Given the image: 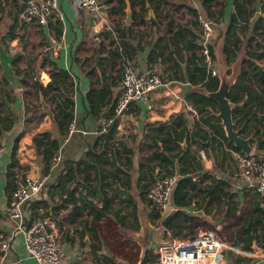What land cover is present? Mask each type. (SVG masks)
I'll use <instances>...</instances> for the list:
<instances>
[{"label": "crops", "instance_id": "0c3cea01", "mask_svg": "<svg viewBox=\"0 0 264 264\" xmlns=\"http://www.w3.org/2000/svg\"><path fill=\"white\" fill-rule=\"evenodd\" d=\"M97 1L99 7L103 8V12L99 11V20L93 19L87 10L78 9L76 0H57L58 8L63 16L62 23L50 19L45 26L39 25L35 20L26 22L21 11L0 0V33L5 32L12 23H17L15 32L18 37L12 40L6 38L5 41L8 50L11 52H15L19 48L23 49V53L15 59L14 65L20 69V75L23 76L24 73L23 78L28 81V85L22 84L19 89L11 90L9 85L3 84L4 81L6 83L7 81L2 77L0 67V81H3L0 89L3 92L6 90L8 93V96L2 100L3 105H5L2 114L6 111L14 119L13 126L0 134V238L8 242L7 249L1 252L0 264H39L26 251L22 234L14 229L13 221L6 214L9 200L7 173L9 169H13L11 168L13 157L18 165L16 168L17 175L30 174L45 179L41 191L32 200L24 204L23 218L24 222H30L37 218L36 215H43V218L38 220L45 221V226L49 231L57 232L62 247V258L59 264H92L91 258L86 254L92 235H88L83 230L79 219L86 220L87 226H91V224L97 226L102 236L106 233L104 226L111 225L110 229L113 230L114 237L113 239L104 238L101 250L107 254L114 251L122 257H127L125 252L128 243L126 238L128 237L126 234L129 230L127 224L122 227L117 223V220L122 214H126L127 210L131 209V206L125 205L128 200L137 204L138 212L143 208L149 211L147 206L140 201L139 192L142 191V183L151 182L159 176L160 172L157 173V166H154L157 159L152 157L153 152L163 150L170 155L175 161L174 167L178 178L180 176L176 162L180 156V154L176 156L177 149L172 151L162 149L163 143L160 139L163 133H160L159 137L155 135L171 120L174 114L181 110L185 112L187 122L192 128V122L198 118V115L187 97L192 90L198 89L200 86L193 84L187 74V69L191 67L188 60L190 52L183 49V44H180V48L177 47L178 43L173 41L176 40V34L174 38L171 37L178 28H182L187 39H190V33H194L196 35L195 40L199 44L200 33L196 29L198 22L190 12V9H197L212 22V46L220 39L223 44L224 31L228 29L232 13L235 11L234 0H211V5L207 7L210 12H217L222 5L224 7V9L222 8V15L214 13L212 16H207L206 8L202 5L203 0H152L150 3L146 1V10L143 12L144 22L140 21L138 25L132 26V31L128 33L126 38L127 46L125 49L128 52V62L137 70H142L149 67L148 55L156 49V39L161 37L162 42L160 44L162 46L166 44L165 48H160L164 59H162L163 55L156 58L157 62L152 68L157 69L163 84L151 92L149 97L150 109H147L143 103H132L121 127L115 134L121 140L118 149L120 150V158L118 161H114L112 157H109L107 163L103 165V168L116 172L118 176L115 182L110 176L107 178L114 189V191L110 189L107 191L114 198V208H111L110 213L100 219H94L87 208L81 209L73 217L72 202H63V200L70 192L74 191L75 186L74 196H77L79 193L84 194L87 190L95 188L97 183V180L94 179L95 170L93 168L87 170L91 178L88 180L91 186L89 188L80 182L83 173L76 172V160L81 158L85 151L91 149L100 152L102 148L101 134L96 130L99 99L94 93L90 96L89 101L87 94L92 88L95 91L108 92V95L112 94L113 97H117L121 87L123 57L113 26L117 23L123 28L132 22L126 20L125 7L123 14L108 15L111 4L119 5L117 0ZM129 1L131 4V0ZM244 6L249 14L248 26L244 28L251 27V53L254 54L251 55V60L257 65H263L264 56L257 58L256 54L264 53V0H246ZM182 8L185 9L184 18L177 20L173 14ZM134 10H139L137 4H134ZM150 15L152 20L149 19ZM191 17L195 21L191 20ZM56 23L63 26L64 45L58 52L50 49L46 51L45 47L48 45L49 39L55 34L54 25ZM168 23L171 25L170 29H166ZM241 26L242 24L239 28ZM54 65L69 73V82L72 78L74 83L71 86L74 94L73 116L76 119L78 129L85 130V133L76 132L68 139L61 136V128L55 119L53 102L46 101L42 96L43 101L48 106L44 108L40 102V95L38 99L35 97L36 101H29L26 98L27 94L30 96L33 94L31 85L33 81L40 82L44 86L48 83L50 80L49 71L56 70ZM106 99L104 98L103 101ZM260 118H263V114L260 115ZM44 130L50 132L58 140L60 137L63 138L61 142L63 155L58 163L55 164L54 162L47 174L43 173L41 157L35 152L32 144L33 136ZM197 138L200 148L196 149V144L189 142L188 151L192 153L195 149L198 156L201 154L199 157L202 161V172L226 182L230 189L236 193L235 200L239 202V206L233 211L232 218L235 220L240 215L243 217L242 222L236 227L244 224L246 217L251 215V225L250 222H247L246 226L248 229L251 228L252 235L259 234L260 224L256 225L255 231H253L252 222L255 223L256 216L260 213L261 216L258 217V221L264 224V193L256 195L259 202L256 204L252 189L251 193L243 191L248 190V183L246 178L238 173L234 150L225 148L222 154L214 150L209 151L207 155L205 148L208 146L205 147L199 142V140L205 142L206 138ZM170 142L173 146L172 139ZM252 147L253 152L255 150L254 145ZM109 154L108 151L107 156ZM87 159L88 156L84 157L82 162L85 163ZM70 167L73 170V177L71 179L65 178L63 174ZM63 168L66 171L59 174ZM191 174L194 179H199V171L192 169ZM58 175L63 184H56ZM203 184H211V182L209 179H205ZM207 193H211L209 187ZM89 198L96 206L102 205L98 194H92ZM170 202L171 210H173L172 194ZM220 205L222 208H227L226 205L223 206V203ZM115 208H119L117 214ZM218 209V206L212 201L201 203L199 208L189 206L182 210L189 214L193 222L196 220L218 222L219 225L216 230L219 231L221 229L220 224H228V222L224 219L225 211L220 212ZM195 223L197 225L193 231L199 226V222ZM192 233L187 232L185 237ZM217 235L219 236L218 233ZM220 238L227 243V246L222 249L218 264H264L261 237L259 240L253 237L258 250H254L252 244L251 250H247L242 247V242L234 243L233 239L228 242L223 237ZM114 243L117 245L116 247ZM135 256V258L130 256L128 259L135 262L137 252H135Z\"/></svg>", "mask_w": 264, "mask_h": 264}, {"label": "trees", "instance_id": "16d2710c", "mask_svg": "<svg viewBox=\"0 0 264 264\" xmlns=\"http://www.w3.org/2000/svg\"><path fill=\"white\" fill-rule=\"evenodd\" d=\"M146 1L149 3L152 0H131V7L133 10L132 22L130 25H126L121 28L117 23L114 24L113 28L115 30L116 39L119 41V49H121L122 64L128 62V52L125 47L127 46L126 38L128 37V33L132 31V26L138 25L140 21L144 22V11ZM6 4H9L12 8H15L21 13L25 10V5L27 0H3ZM108 2V0H106ZM119 5L111 4L110 9L108 10V15H116L123 14V8L125 7L124 0H117ZM1 3V2H0ZM244 3L246 0H234V9L235 11L232 13L229 27L223 35L224 44L223 50L229 57V61H233L237 59V51L238 44L242 42V37L239 36V31L242 27L248 26L249 23V14L247 8H245ZM134 4L139 6V10H134ZM202 5L206 8L207 16H212V14L222 15L223 5L217 12H210L207 7L211 5V0H203ZM190 12L194 17L197 16V9H190ZM55 21L60 22L58 19ZM57 22V23H58ZM54 25L56 38H59L62 32V24ZM62 23V22H61ZM239 23V24H237ZM242 24L241 28L239 26ZM17 27V23H12L10 27L3 32L4 40L3 44L8 50V45L5 39H15L18 37V34L15 32ZM171 25L166 24V29H170ZM175 34L176 41L180 48V44H183V49L190 52V56L188 58L191 67L187 69V74L189 79L193 84L200 86V88L192 90L187 99L189 103L193 106L198 118L192 122V128H190V123L187 122L185 112L183 110L174 114L171 120L166 123L160 130L159 133L156 134V137H159L160 133H163L161 136V143H163L162 149L164 150H178L176 156L180 154L177 158V165L179 168V178L176 181L174 189L172 191V201H173V210L168 212L167 216H169V222L167 226L166 235L167 238H184L187 232L192 233L194 227L197 225L193 222V219L189 216V214L183 211V208L193 206V207H201V203H210L213 201L215 205L218 206V210L220 212L225 211L224 219L227 222H230L232 218L233 211H235L239 202L235 200L236 193L232 191L229 187V184L223 182L221 180H217L215 177L208 175L205 172H202V161L201 158L197 155V150L194 149L192 153L188 151L189 142L195 143L198 148H200V144L198 143V138H207L211 136L210 145L205 148V151H218L222 154V151L225 148L234 150L237 154H242V152L236 148L232 141H230L224 132L223 126L221 124L220 119L216 116L218 111L217 103L211 98L204 95L200 92L201 88H205L208 91H214L217 89L219 85V78L217 75H212L211 72H207L204 64L202 62V58L197 53L200 45L197 40H195V34L190 33V39L186 38V35L182 32V28H178L171 38H174ZM20 37V36H19ZM21 40V37H20ZM173 41H171L173 43ZM156 49L153 50V53L148 55V65L150 68L157 62L156 58L162 57L163 53L160 51V48H165L166 44L163 46L160 44L162 42V38L158 37L156 39ZM210 51L215 58L214 48L210 45ZM245 58L243 57L242 66L240 67L241 71L238 77L236 78L234 84L230 88L228 92V99L234 104L232 109V119L235 124V129L239 131V133L243 137H250L251 144L254 145V154L256 156L264 157V64L257 65L251 60L252 54L249 50L245 51ZM248 55V56H247ZM239 56V55H238ZM264 56V53H257L256 57L260 58ZM164 59V55L162 57ZM14 65V63H13ZM55 66V65H54ZM15 67V65H14ZM56 67V66H55ZM30 68V66H29ZM18 74H20V69L16 68ZM32 71V69L30 68ZM50 80L44 86L40 82L33 81L31 83L33 88V95L38 99L41 94L46 101H51L54 103L53 110L55 111V119L58 126L61 128V136L66 138V130L68 124L75 119L74 114V100H73V90H71V86H73L72 78L69 82V73L66 70L59 69L56 67V70L49 71ZM24 76V73H23ZM122 77V72H121ZM3 81H0V85ZM23 85H28V81L26 79H22ZM1 88V87H0ZM28 93H30L28 91ZM96 94V97L99 99L98 110L96 113L98 119L97 132L100 133L101 139V151L96 152L95 150H87L85 151L81 158L76 160L77 168L76 172L80 171L83 173V177L80 182L84 184L85 187H91L88 183L90 178V174H88L87 170L89 168H93L95 170L94 179L97 180L95 188L91 190H87L84 194L79 193L77 196H74V192L76 191V186L74 187V191L70 192L66 198H64L63 202H72V212L73 217L76 216L81 209L87 208L93 215L94 219H100L102 216L110 213V209L114 208V198L108 194V189L114 191L112 188V184L107 180L110 176L111 179L115 182L118 178L117 173L113 171H109L103 168V165L107 163L108 158L112 157L114 161H118L120 158L119 154V145H121V140L115 136L117 134V122L114 121L107 128L105 132H99L100 123L103 119L112 118L114 115V102L115 97L112 94L108 95V92H99L94 89H90L87 97L90 101V96ZM8 96L7 91L4 92L0 89V134L3 131L9 130L14 123V119L10 113L5 111L4 114L2 112L5 110L2 100L4 97ZM47 97V98H46ZM104 98H107L106 101H103ZM130 104L129 108L131 107ZM129 109L127 110V112ZM104 113V114H103ZM263 114V118H260V115ZM76 121V119H75ZM77 126V125H76ZM173 140L174 145L172 146L170 140ZM186 142L187 148L184 149L181 147L182 141ZM32 144L34 146L35 152L41 157V161L43 163V173L47 174L50 172L51 167L54 165V157L56 154L60 153L63 155L62 143L58 140V138L53 137V135L48 131H40L35 134L32 138ZM196 148V149H198ZM109 151V155L107 156V152ZM88 156L87 161L85 163L82 162L84 157ZM154 159H157V162L154 166H157V173L159 176L156 178L162 177L164 174L170 175L175 172V161L173 158L163 152V150L155 151L152 154ZM71 164V162H70ZM82 164V166H79ZM119 165V164H118ZM17 162L12 158L11 168L9 169L7 176V192L9 194L8 203L11 200L12 194L15 189V178L17 176ZM192 169L199 171V179H194V176L191 174ZM66 169L64 168L60 171L59 174H62ZM72 167L64 172V177L71 179L72 175ZM177 174V173H176ZM21 175V174H19ZM24 175V174H22ZM155 179V180H156ZM205 179H209L211 184H203ZM151 182H144L141 184L142 191L139 192L140 201L147 206L149 209V216L152 223H155V219L158 217L159 212L155 210L153 206L148 202V200L144 196V190L146 186ZM63 184L60 181V177L58 175L56 184ZM211 189V193H207V188ZM251 193V189L248 190ZM253 196L256 198V204H258V197L256 196L258 193L252 189ZM92 194H98L99 198L102 202V205L96 206L92 200L89 198ZM260 200V199H259ZM124 201V200H123ZM130 201V202H128ZM127 201V206H131V209L127 210L126 214H122L120 218H118L117 223L122 225L127 224V229L135 232L139 229L138 223V209L137 204L131 200ZM125 202V201H124ZM227 202V204H226ZM126 203V202H125ZM220 203H223V206H227V208H222ZM63 205V204H61ZM221 207V208H220ZM115 213L119 212V208H115ZM261 214H257L255 223L252 222L253 231H255L256 225L260 224V232L259 234L252 235L251 228L248 229L246 224L250 222L251 225V215L246 217V222L241 224L233 229L232 239L234 243L242 242V247L251 250L252 239L263 241V251H264V224L258 221V217ZM33 220L43 218V215H36ZM70 218V216H69ZM72 219V214H71ZM83 226V230L87 232L88 235L91 236V240L89 242V248L86 252L88 257L91 258L92 264H116L114 261V257H121L124 259H128L127 256L122 257L115 253L114 251L110 254L104 253L102 249L103 239L112 238L113 239V230L110 229L111 225H105L106 233L102 236L100 230L94 224L91 226H87L83 219L78 220ZM127 237V236H126ZM254 237V238H253ZM129 241V238H126ZM127 241V240H126ZM116 247L117 245L114 244ZM114 248V247H113ZM1 256V252H0ZM128 261L133 264L134 262L130 259Z\"/></svg>", "mask_w": 264, "mask_h": 264}, {"label": "built area", "instance_id": "2783aa9c", "mask_svg": "<svg viewBox=\"0 0 264 264\" xmlns=\"http://www.w3.org/2000/svg\"><path fill=\"white\" fill-rule=\"evenodd\" d=\"M76 5L78 9L87 10L93 19L99 20L100 12L97 0H76ZM22 17L26 22L35 20L39 25L45 26L50 19H58L61 22L63 19L57 0H27ZM196 21L200 26L199 56L202 58L206 71L217 75L214 58L210 51L213 37L212 22L199 12ZM63 45L64 33L62 30L59 38L51 36L45 50L50 49L58 52ZM120 83L121 87L114 102V115L112 118L101 121L99 132H105L114 121L117 122V129H119L131 103H143L147 109H150V94L159 88L163 81L157 69L146 67L137 70L131 63L126 62L122 67ZM76 132L85 133V130L78 129L76 121L73 119L67 126L66 138H70ZM235 155L239 173L246 178L247 187L263 194L264 157L256 156L252 151L249 154L236 153ZM60 159L61 154H56L55 164ZM177 179L178 174L176 173L164 174L146 186L144 196L159 212L153 224H160L171 211V193ZM44 183V178L30 174L17 175L15 189L7 204L6 214L13 221L14 229L22 234L26 251L37 263L59 264L62 258V247L57 232L49 231L43 220L24 222L23 218L24 204L41 191ZM224 246H227V243L217 234L197 227L194 234L184 238H171L170 244L159 246L156 249L155 261L158 264H218ZM7 247L8 242L0 238V252L5 251Z\"/></svg>", "mask_w": 264, "mask_h": 264}, {"label": "water", "instance_id": "95a60500", "mask_svg": "<svg viewBox=\"0 0 264 264\" xmlns=\"http://www.w3.org/2000/svg\"><path fill=\"white\" fill-rule=\"evenodd\" d=\"M125 1V14L126 20L132 21V7L129 0ZM37 3V2H36ZM99 11L103 12V8L99 7ZM152 20V16H149ZM4 35L0 33V67L2 70V77L7 81L11 90H17L22 86L23 76L18 74L13 63L17 57L23 53V49L19 48L15 52L7 50L3 44ZM217 76L219 78V85L216 90L208 91L205 88H201L202 92L207 97L211 98L217 103L218 111L216 116L220 119L223 126L226 137L233 142L234 146L238 148L243 154H249L253 147L250 144V137H243L237 129L232 119V109L234 104L228 99V92L234 84L236 78L240 74V65L234 64L233 72L227 73L228 62L224 53H220L217 56ZM237 67V69H236ZM40 102L44 108H47V104L43 101L40 94ZM211 136L207 138L205 142H199L207 147L210 144ZM63 138H59L62 142ZM184 149H186L185 141L181 142ZM201 156V154H199ZM169 222V216H165L160 224L156 225L151 222L149 211L146 208L140 209L138 212L139 229L128 235L130 240L137 243L139 247V253L136 261L133 264H158L155 261L156 249L159 246L168 245L171 243V239L167 238V226ZM252 248L258 250L256 242L252 239ZM116 264H131L127 259L121 257H114Z\"/></svg>", "mask_w": 264, "mask_h": 264}, {"label": "rangeland", "instance_id": "374dc122", "mask_svg": "<svg viewBox=\"0 0 264 264\" xmlns=\"http://www.w3.org/2000/svg\"><path fill=\"white\" fill-rule=\"evenodd\" d=\"M184 12H185V9L182 8L180 10H176V12L173 15L176 17L177 20H180V19L184 18V16H183ZM199 13L203 17L205 16L201 11ZM191 20L195 21L194 18H192V17H191ZM196 29L200 33V26H198V24L196 26ZM214 31H215V29H214ZM225 32H227V31H224V34H225ZM239 36L242 37V42L241 43L239 42V44H238L239 47H238L237 54L239 56L237 55V59L233 60L231 62L228 59L229 56L226 53H224V50H223V44L224 43L222 44V42L220 41L221 39L219 40L220 43H219V41H217L214 44V46H213L215 48L214 54H216L218 56L222 52L227 57V62H228L227 73L228 74H231L233 72L234 64L240 65V62H241V66H242L243 62L241 61V59L243 57L245 58V56H246L245 51L246 50H249L251 52V27H249V28L242 27L240 29V31H239ZM216 55H215V58H214V62L217 63V65H216V71H217L218 61H217V56ZM236 69H237V67H236ZM217 73H218V71H217ZM3 84L4 85H8V83H6L5 81L3 82ZM26 98L29 101L30 100L36 101L35 100L36 98H35V96L33 94L31 96L29 94H27ZM250 144H251V140H250ZM119 146L120 145H119V142H118V147ZM181 147H182V145H181ZM196 147L198 148V146H196ZM186 148H187V146H186ZM177 153H178V150H177ZM232 163H234V162H232ZM237 170H238V166H237ZM238 173H239V170H238ZM242 220H243V217L240 215L237 218H235V220L232 219L230 222H228V224H226V223L220 224V228L221 229L219 231L216 230V227H218V225H219L218 222H212V221L211 222L210 221L209 222H202L200 220L199 221L196 220L195 222H199V226H197V227H200V228H202L205 231L207 230V231L213 232L215 234L218 233L219 237H223L224 239L228 240V242H229V241H231L232 234L234 233L233 232V228L236 227L240 222H242ZM131 233H133V232L131 230H129L126 235L130 236ZM194 233H195V230L193 231L192 234H194ZM135 252H137V257H138L139 247H138L136 242H134L133 240L129 239V241H128L127 245H126V252L125 253H127L128 257L131 256L132 258L133 257L135 258L136 257L135 256Z\"/></svg>", "mask_w": 264, "mask_h": 264}]
</instances>
